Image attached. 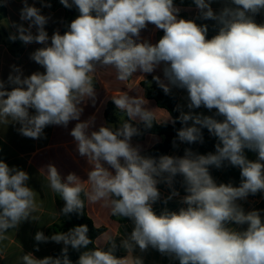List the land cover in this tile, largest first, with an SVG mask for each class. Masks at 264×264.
Returning a JSON list of instances; mask_svg holds the SVG:
<instances>
[{"label":"clouds","instance_id":"obj_1","mask_svg":"<svg viewBox=\"0 0 264 264\" xmlns=\"http://www.w3.org/2000/svg\"><path fill=\"white\" fill-rule=\"evenodd\" d=\"M193 2L200 18L220 26L211 39L206 38L207 25L178 18L181 9L174 0H60L65 8L75 6L79 15L63 34L56 30L49 37L45 26L50 17L23 0L20 20L28 26L16 24L17 33L9 39L43 45L31 59L44 72L24 76L13 65L7 80H0V125L19 124L21 135L37 139L47 126L67 127L78 121L70 135L91 170L87 181H82L74 173L62 179L51 164L43 169L48 187L65 202L54 215L82 214L85 199L103 201L113 217L127 218L133 227L120 239L126 255L119 258L116 237L107 234V248L89 249L93 241L87 225L51 236L37 231L38 244L62 243L61 254L38 259L27 253L19 258L21 264H73L69 246L80 253L75 264H144L142 256L134 253L150 248L179 264H264L260 211L245 212L238 203L264 192V23L254 19L264 10V0H225L218 13L211 7L213 0ZM149 24L163 30L154 44L140 41ZM161 66L168 83L154 79L166 94L170 86L184 89L188 109H215L216 116L223 118L181 112L176 119L185 126L177 131V139L202 144V129H207L218 141L215 152L199 154L186 148L183 156L142 155L140 145L132 143L141 132L131 121L150 129L154 122L171 118L166 112L167 117L158 120L159 109L146 107L148 101L140 94L123 91L112 96L128 118L119 127L101 125L91 130L94 117L80 120L82 103L95 102L94 77L99 69H114L116 79L128 81L137 72L152 73ZM245 150L256 153V160L248 159ZM225 164L240 169L239 186L217 184L210 174V167L220 169ZM177 176L182 177L186 207L157 214L153 205L160 199L158 185L171 189L170 200L179 195L174 187ZM29 179L26 171L0 160V240L21 222L39 220L41 203L27 185ZM233 224L247 228L237 230Z\"/></svg>","mask_w":264,"mask_h":264},{"label":"crops","instance_id":"obj_2","mask_svg":"<svg viewBox=\"0 0 264 264\" xmlns=\"http://www.w3.org/2000/svg\"><path fill=\"white\" fill-rule=\"evenodd\" d=\"M22 2L23 0H0V10L2 13H5L6 16H11L16 7ZM44 4H50L51 7L42 6ZM174 4L181 9L178 18L193 20L198 25L208 26L207 39H211L214 35L218 34L220 27L218 23L211 19L205 20L200 18L199 11L193 0H174ZM224 4L225 0H213L211 7L214 12L218 13ZM30 5L35 7L38 5L43 15H47V9H49V16L52 17V11L50 10L52 8V0H30ZM18 16L20 17V15ZM254 19L257 23H264V10L258 13ZM1 20L2 17L0 15V21ZM162 36L163 30L156 29L154 25L149 24L146 29L141 31L140 41L147 40L154 44L158 42ZM15 41L6 43L3 41V35L0 34V80H7L13 65L21 68L24 76H30L37 71L44 72L43 67L31 59V54L33 52H27L29 47L33 45L36 46L37 43H30L25 49L21 50L20 47H15ZM134 76L136 78L128 81H119L116 79L114 69H99L94 77V80L98 84L94 87L95 102L89 99L82 103L81 107H83V112L80 120L85 121L90 117H94L95 123L91 130H96L101 125H106L107 122L104 112L107 103L113 101L112 96H119L123 91H126L130 96H137L138 94L143 95L148 101L146 107L153 110L159 109L157 111L158 120L162 121L165 119L168 113L171 119H165L163 122L172 123L173 118L168 110L160 107L155 99L148 98L141 84L148 76L159 77L161 81L167 84L168 82L164 78L162 72V66L155 69L152 73L137 72ZM140 77H143V79ZM170 93L176 96L178 100L177 109L179 114H181V112L188 113L191 111L193 114H202L204 116L216 115L215 109L209 111L203 106L199 109H188L187 92L184 89L170 86ZM30 112L34 114V110H30ZM77 122L78 121L75 120L70 121L67 127L57 125L47 126L43 131V135L37 139L27 138L21 135L18 131L20 127L19 124L10 122L7 125H0V160L7 163L9 167L15 166L29 174L30 179L27 185L37 193V201L41 203V208L37 213L39 216L38 221H33L31 219L23 221L16 228L8 230L6 239L0 240V264H21L19 258L27 253H32L38 259L48 256L56 257L54 251L64 247L62 243L57 244L51 241L38 244L34 240V236L37 231H42L46 236H51L56 232L68 231L60 228L54 229V226L60 222L62 216L54 215V213H60L64 201L48 187L43 169H46V167L51 164L57 168L62 179L66 178L70 173L76 174L82 181H87L88 179L87 173L91 170V165H89L86 158L78 154L76 142L70 135L72 128ZM191 125L192 121H189L187 126ZM164 138V135L148 133L141 140H137L133 137L132 143L134 146L140 145L142 153L151 149L157 143L164 141ZM203 140L204 142L202 144L197 142L191 150L199 154L215 152V144L218 142L217 139L208 133L203 137ZM182 146L183 142L178 141L169 151L168 155L178 156ZM245 155L248 159L253 161L257 158V154L249 150H245ZM209 171L217 184H227L231 182L233 186H239L241 177L238 167L225 164V166L220 169L210 167ZM87 187L88 185L85 184V188ZM174 187L179 192V195L168 200L167 198L171 194V189L165 184L158 185L161 195L160 199L153 205V209L157 214L164 209L178 211L181 207H186V205L182 203V197L186 195L182 186V177H180L178 184L175 183ZM238 203L243 207L245 212L251 210L260 211L263 220L264 192L249 195L245 200H240ZM86 211L96 228H104L95 238V245L102 247L108 245V241L104 239L105 234L116 237L115 242L120 252L119 257L125 256L126 252L123 248L119 247V243L121 237L126 232L132 230V223L129 221L122 222L113 217L110 208L106 207L103 201L89 203L86 200ZM231 226L237 230H241L247 225L237 226L233 224ZM37 246L39 247V251H36ZM70 248L69 246V249ZM134 255L142 256L144 264H179L178 261L162 256L158 251L151 248L145 253H140L139 250H137ZM77 260L72 261L73 264H75Z\"/></svg>","mask_w":264,"mask_h":264},{"label":"trees","instance_id":"obj_3","mask_svg":"<svg viewBox=\"0 0 264 264\" xmlns=\"http://www.w3.org/2000/svg\"><path fill=\"white\" fill-rule=\"evenodd\" d=\"M66 14L64 17L63 25L61 27L60 33L63 34L65 31H67V26L70 24L72 20H74L78 15L79 12L75 6H73L71 9L66 8ZM142 86L144 87L146 91V96L151 99H155L157 104L160 107H163L168 110V112L171 114L172 118L176 120V122L173 123H166V122H154L152 128L150 129H145L144 125L142 123H138L137 121H131L134 126L138 127L141 134L138 136H135L134 138L137 140H141L145 137L146 134L148 133H155V134H160L164 135V141L157 143L155 146H153L151 149L142 152V155L146 156H152V157H159L160 155H168L169 151L173 148L174 144L173 141L177 143L179 140L177 139V131L184 127L185 125L182 124L177 117L180 116L178 109H177V98L174 96L172 93H165L163 89L159 86L157 81L154 79L152 76H148L146 79H144L141 82ZM98 84L94 80V87H96ZM105 119L107 124L106 125H112L113 127H119L120 123L123 122V120H127V116L122 113L119 109L116 108L115 104L113 101H109L106 105L105 108ZM216 119H223L222 117L216 116V115H211ZM207 129H202V134L203 137H205L208 134ZM175 143V144H176ZM197 143L194 144H187L183 143L182 149L178 156H183L184 155V150L186 148L188 149H193V147ZM180 177L177 176L176 178V184H178ZM82 199H85L82 196ZM64 203L62 204V207L64 206ZM118 220L122 222L129 221L127 218L123 217H115ZM264 221V219L262 220ZM132 223V222H131ZM79 225H87L89 232L88 236L89 238L93 241V244L89 245V249L95 247V238L104 230V228H96L91 220V218L88 216L87 211H86V199H85V207H84V212L82 214H77V213H72L67 216L62 215L60 222L54 226V229L56 230L57 228L60 229H65V230H70L75 226ZM247 226H244L241 230H245ZM109 244L105 247L107 248ZM61 254V249L54 251V255L57 257ZM69 258L72 261H75L79 258V252L73 249H69ZM117 257L120 256V252L117 248V251L115 253Z\"/></svg>","mask_w":264,"mask_h":264},{"label":"rangeland","instance_id":"obj_4","mask_svg":"<svg viewBox=\"0 0 264 264\" xmlns=\"http://www.w3.org/2000/svg\"><path fill=\"white\" fill-rule=\"evenodd\" d=\"M28 4L30 5V0H27ZM23 7V2L18 5L14 11V13L11 16H6L5 13H2L0 10V15L2 17V20L0 21V34L3 35V41L6 43H12L13 41H11L9 39L10 34H14L17 33L15 31H17L15 25L16 24H23L24 27L28 26L27 21H21L20 17L18 15H20V10ZM37 8L39 7L38 5L36 6ZM52 11V17L49 16V9H47V15L51 18V20L49 19L48 24L45 26L46 31L48 32L49 37L52 36V34L56 31L59 30L61 28L62 25V21L64 19V15L66 13V8L60 3V0H52V8L50 9ZM18 13V15H17ZM32 32L33 34H36V28L33 27L32 28ZM6 33V34H5ZM16 45L15 47H20L21 50L25 49L27 47L28 44H24L23 42H21L20 40H16L15 41ZM51 41L49 40V43ZM36 43V42H33ZM43 47V45L37 43L36 46H32L29 47V50L27 52H34L35 49L41 48ZM264 219V218H263Z\"/></svg>","mask_w":264,"mask_h":264}]
</instances>
